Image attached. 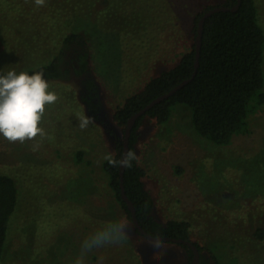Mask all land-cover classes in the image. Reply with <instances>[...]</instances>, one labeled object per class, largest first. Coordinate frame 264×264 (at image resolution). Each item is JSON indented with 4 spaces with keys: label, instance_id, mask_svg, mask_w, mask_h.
<instances>
[{
    "label": "rangeland",
    "instance_id": "374dc122",
    "mask_svg": "<svg viewBox=\"0 0 264 264\" xmlns=\"http://www.w3.org/2000/svg\"><path fill=\"white\" fill-rule=\"evenodd\" d=\"M101 1L0 0V58L10 59L8 71L47 62L67 33L92 26L101 40L89 39L94 50L104 41V52L109 46L114 52L105 65L98 53L91 61L106 125L88 116L77 78L48 80L57 100L45 105L39 122L45 135L24 142L0 137V170L18 181L21 193L0 264H136L135 258L140 264H188L183 248L134 230L120 213L102 163L114 155L120 134L116 108L179 61L193 42L196 13L224 0L135 1L147 17L134 31L119 27L126 23V0H107L106 8ZM255 1L264 30V0ZM83 117L89 118L85 128ZM136 151L156 220H188L191 238L218 247L222 262L264 264V236H255L257 227L264 231V104L250 115L248 132L225 146L198 135L185 106H176L168 123L146 116ZM109 213L123 225L122 239L84 251L82 242L113 222L110 215L104 224Z\"/></svg>",
    "mask_w": 264,
    "mask_h": 264
},
{
    "label": "trees",
    "instance_id": "16d2710c",
    "mask_svg": "<svg viewBox=\"0 0 264 264\" xmlns=\"http://www.w3.org/2000/svg\"><path fill=\"white\" fill-rule=\"evenodd\" d=\"M135 1H138L139 4L142 3V0H126L127 13L123 16L126 23L124 26H119L127 31H134L133 25L137 26L146 21L147 14L140 9ZM107 3L110 4L107 0L97 2L104 8H106ZM236 3L237 0H224L220 4L208 5L198 11L192 24L193 42L181 54L179 61L150 78L140 91L127 97L123 105L116 108L112 116L120 134H115L114 137L115 153L111 157L112 159L119 160L122 155L125 127L129 118L193 74L194 40L200 17L214 6L222 5L231 8ZM121 4H123L122 1L119 6ZM59 8L61 7H58V10L62 11ZM109 10L110 18L113 20V9L110 8ZM120 13L122 14V12ZM92 28H85L83 32L71 31L67 33L62 39L59 50L52 54L47 62L36 63L15 71H27L29 73L42 71L47 80L77 78L80 87L79 99L88 116L93 121L106 125L108 115L102 105L100 85L92 74L91 61L98 53L99 59L105 65L106 58L113 56L114 52L111 51L112 46H109V49L104 52V41L99 43L100 51L94 50L89 39L93 37L94 41L98 39L100 42L101 40L99 39L98 28L93 26ZM9 62L11 61L8 57L0 58V74L8 71ZM263 104L264 30L258 21L256 1L240 0L237 10L216 11L205 19L200 44L199 65L194 77L175 93L155 103L135 120L128 143V151L134 154V159L129 166H125L122 180L119 174V164H111L108 159L103 161L102 168L106 172L108 184L116 202L120 205V213L132 222L130 211L121 197L122 183L127 198L135 208L136 219L147 233L152 236L193 242L199 251L201 264H236L235 260L222 262L225 259L224 254L216 253L218 247L214 244L208 246L193 240L191 238V223L188 220L169 219L162 223L155 219L153 215L154 199L144 183L146 172L137 160L136 145L139 139V127L146 116L157 124L168 123L174 108L182 105L190 109L192 127L198 135L216 145L225 146L230 144L235 136L248 132L250 115ZM77 156L80 159L81 151L77 153ZM1 171L0 261L7 243L9 222L17 211L21 196L18 181L10 174ZM110 215L112 220L114 218L115 221H118L117 216L113 217V213H109L107 217L102 216L103 220L106 219L104 224L108 223L107 220H110L108 219ZM98 216L97 214V218H100ZM134 230L141 235L135 227ZM255 236L262 239L264 236L263 229L257 227ZM163 243H170L183 248L187 262L191 264L193 251L190 247L182 243ZM215 245L218 244L215 243ZM135 259L136 264H140L137 258Z\"/></svg>",
    "mask_w": 264,
    "mask_h": 264
},
{
    "label": "clouds",
    "instance_id": "9594fccd",
    "mask_svg": "<svg viewBox=\"0 0 264 264\" xmlns=\"http://www.w3.org/2000/svg\"><path fill=\"white\" fill-rule=\"evenodd\" d=\"M41 0H37L40 3ZM57 100L54 91L50 90L48 80L42 71H20L14 69L0 74V137L10 142H24L31 140L39 134L45 135L39 122L45 111L46 104ZM89 118L80 120V127L85 128ZM111 164L129 166L134 159V154L128 151L114 160L106 157ZM123 225L113 221L100 230L88 236L81 245L84 251L103 244L117 242L122 239ZM79 264V261L77 262Z\"/></svg>",
    "mask_w": 264,
    "mask_h": 264
},
{
    "label": "water",
    "instance_id": "95a60500",
    "mask_svg": "<svg viewBox=\"0 0 264 264\" xmlns=\"http://www.w3.org/2000/svg\"><path fill=\"white\" fill-rule=\"evenodd\" d=\"M240 0H237L236 5H234L231 8H228L226 6H214L213 8L207 10L199 19L198 24H197V31H196V36H195V63H194V71L193 74L191 75L190 78H187L185 80H183L182 82H180L178 85H176L175 87H173L169 92L159 96L158 98L154 99L153 101H151L148 105H146L144 108H142L141 110H139L138 112H136L135 114H133L129 120L127 121L126 127H125V133H124V138H123V150H122V155L126 152H128L129 146V136L133 127V124L135 122V120L141 116L142 114L145 113L146 110H148L150 107H152L155 103L161 101L162 99H165L167 97H169L170 95H172L173 93H175L178 89H180L183 85H185L187 82H189L192 77H194V75L196 74L197 71V67L199 65V53H200V44H201V37H202V31H203V23L205 21V19L207 17H209L213 12L216 11H235L237 10L238 6H239ZM124 168L125 166L120 165L119 164V174H120V179L122 180L123 178V172H124ZM121 197L123 199V201L126 203L131 217H132V223L134 225V227L137 229V231L144 236L145 238H147L150 241L153 242H174V243H182L187 245L188 247H190L193 251V258L191 260V264H201L199 262V251L197 249V247L195 246V244L189 240H183V239H177V238H170V237H158V236H152L149 233H147L139 224L138 220L136 219L135 216V208L132 204V202L127 198L125 192H124V188H123V184L121 183Z\"/></svg>",
    "mask_w": 264,
    "mask_h": 264
}]
</instances>
